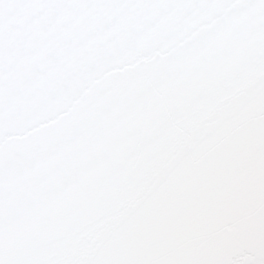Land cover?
I'll return each mask as SVG.
<instances>
[{
    "label": "snow or ice",
    "instance_id": "snow-or-ice-1",
    "mask_svg": "<svg viewBox=\"0 0 264 264\" xmlns=\"http://www.w3.org/2000/svg\"><path fill=\"white\" fill-rule=\"evenodd\" d=\"M0 264H264V0H0Z\"/></svg>",
    "mask_w": 264,
    "mask_h": 264
}]
</instances>
